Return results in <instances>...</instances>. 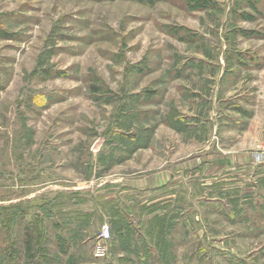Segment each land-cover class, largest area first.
<instances>
[{
  "label": "rangeland",
  "instance_id": "1",
  "mask_svg": "<svg viewBox=\"0 0 264 264\" xmlns=\"http://www.w3.org/2000/svg\"><path fill=\"white\" fill-rule=\"evenodd\" d=\"M0 264H264V0H0Z\"/></svg>",
  "mask_w": 264,
  "mask_h": 264
},
{
  "label": "built area",
  "instance_id": "2",
  "mask_svg": "<svg viewBox=\"0 0 264 264\" xmlns=\"http://www.w3.org/2000/svg\"><path fill=\"white\" fill-rule=\"evenodd\" d=\"M101 236L107 238L109 236V228L107 226L103 227L101 230Z\"/></svg>",
  "mask_w": 264,
  "mask_h": 264
},
{
  "label": "trees",
  "instance_id": "3",
  "mask_svg": "<svg viewBox=\"0 0 264 264\" xmlns=\"http://www.w3.org/2000/svg\"><path fill=\"white\" fill-rule=\"evenodd\" d=\"M28 248H30V249H31V246H30V245H28Z\"/></svg>",
  "mask_w": 264,
  "mask_h": 264
}]
</instances>
